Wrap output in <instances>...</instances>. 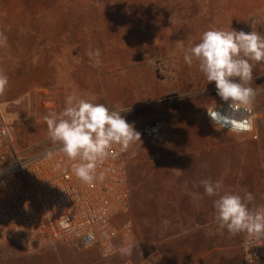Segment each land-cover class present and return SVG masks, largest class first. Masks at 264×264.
Returning a JSON list of instances; mask_svg holds the SVG:
<instances>
[{"label": "rangeland", "instance_id": "rangeland-1", "mask_svg": "<svg viewBox=\"0 0 264 264\" xmlns=\"http://www.w3.org/2000/svg\"><path fill=\"white\" fill-rule=\"evenodd\" d=\"M262 11L264 0H0V32L7 37L0 71L9 78L0 101L16 146L29 153L51 144L43 116L62 111L72 93L109 108H130L122 115L141 143L153 142L141 122H133L138 116L158 118L223 101L198 62L184 61V50L211 28L248 33L252 18L264 22ZM256 30L264 35V26ZM95 49L99 67L86 55ZM252 82H264V62L255 65ZM127 213L132 220V210ZM53 248L28 254L0 244V258L12 256V264H83L84 252L91 251V263L104 262L92 248Z\"/></svg>", "mask_w": 264, "mask_h": 264}, {"label": "crops", "instance_id": "crops-1", "mask_svg": "<svg viewBox=\"0 0 264 264\" xmlns=\"http://www.w3.org/2000/svg\"><path fill=\"white\" fill-rule=\"evenodd\" d=\"M250 86L257 93L251 105L253 133L217 130L207 109L223 101L149 118L162 122L164 140L135 143L121 152L133 219L128 213L125 218L133 224L138 247L131 256L118 252L100 264H244L242 234L235 239L225 230L217 231L216 197L204 195V189L193 184L221 180L226 191L252 192L255 205H264V82ZM149 119L138 116L133 122L140 121L142 128ZM90 252H84L82 263L99 264L90 262L95 260ZM0 264H12V256L0 258Z\"/></svg>", "mask_w": 264, "mask_h": 264}, {"label": "built area", "instance_id": "built-area-1", "mask_svg": "<svg viewBox=\"0 0 264 264\" xmlns=\"http://www.w3.org/2000/svg\"><path fill=\"white\" fill-rule=\"evenodd\" d=\"M228 103L221 102L216 110L227 114ZM248 116L251 129L236 132L253 133V107L251 113L243 112L238 119ZM142 125L148 138L164 140L159 119L146 120ZM76 162L53 143L34 152L21 151L0 101V244H13L28 254L58 244L80 245L95 249L104 261L113 258L122 246L134 244L132 222H117L127 213L129 200L125 161L119 148L111 149L110 156L97 168L104 179L91 186L72 172ZM261 243L242 234L244 264H248V252L257 258L256 264H264Z\"/></svg>", "mask_w": 264, "mask_h": 264}, {"label": "clouds", "instance_id": "clouds-1", "mask_svg": "<svg viewBox=\"0 0 264 264\" xmlns=\"http://www.w3.org/2000/svg\"><path fill=\"white\" fill-rule=\"evenodd\" d=\"M257 24L264 26V22L252 18V31L248 33L232 28L208 29L198 43L184 50V61L189 66L197 61L207 82H215L217 95L229 102L225 115L216 110L217 106L207 109L217 130L244 131L252 127L250 116L238 119V115L252 112L251 105L257 94L250 86L253 71L256 64L264 62V35L256 30ZM6 43L7 37L0 32V46ZM86 55L94 59L93 67L101 65L99 49L89 50ZM8 84V76L0 71V95L5 93ZM94 99L72 93L66 97L62 111L43 116L50 141L69 160L78 161L73 163L72 172L90 186L104 179V173L97 174V168L110 156L111 149L118 147L120 152H125L136 142L141 145L140 133L122 115L130 108H109L104 103L93 102ZM176 170L178 174L182 172ZM193 187H202L204 195L216 197L213 209L218 232L227 230L233 237L245 234L264 243V205H255L252 192L246 191L243 195L229 192L221 180L210 178L201 179ZM136 247L129 243L119 251L122 256H131ZM256 259L249 252L245 256L248 264H256Z\"/></svg>", "mask_w": 264, "mask_h": 264}]
</instances>
